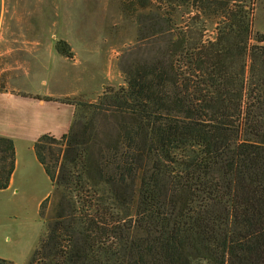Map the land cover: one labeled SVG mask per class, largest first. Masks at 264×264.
Here are the masks:
<instances>
[{
    "label": "trees",
    "instance_id": "1",
    "mask_svg": "<svg viewBox=\"0 0 264 264\" xmlns=\"http://www.w3.org/2000/svg\"><path fill=\"white\" fill-rule=\"evenodd\" d=\"M136 2L159 55L95 103L44 99L75 112L66 134L33 144L53 205L27 264H264V38L250 44V0ZM15 162L0 137V191Z\"/></svg>",
    "mask_w": 264,
    "mask_h": 264
},
{
    "label": "rangeland",
    "instance_id": "2",
    "mask_svg": "<svg viewBox=\"0 0 264 264\" xmlns=\"http://www.w3.org/2000/svg\"><path fill=\"white\" fill-rule=\"evenodd\" d=\"M250 7L253 45L264 38V0H250ZM141 12L136 0H0V93L36 104L37 110L26 116L29 130L50 128L56 134L50 135L60 138L55 117L46 115L43 120L41 114L49 107L54 111V106L66 111V134L74 107L38 103L46 98L95 103L105 91L126 87V74L135 64L159 55L164 42L142 29ZM214 27L207 26L204 40L214 38ZM59 41L68 45L70 57L56 51ZM9 99L13 101L0 102L2 109L22 103ZM19 115L24 118L22 112ZM20 129L15 120L0 122L3 135L14 136ZM14 143L13 184L0 191V260L27 264L52 215V186L35 158V142L15 138ZM47 197L49 204L41 218L40 204Z\"/></svg>",
    "mask_w": 264,
    "mask_h": 264
},
{
    "label": "crops",
    "instance_id": "3",
    "mask_svg": "<svg viewBox=\"0 0 264 264\" xmlns=\"http://www.w3.org/2000/svg\"><path fill=\"white\" fill-rule=\"evenodd\" d=\"M8 94L6 93H0V102L2 101L3 103L9 101L10 103L13 101V99H9V98H14L16 100H22V103L19 107L17 108H12L11 104H8V109L5 110V109H2L1 107L4 106V104H1L0 103V122L1 120H15L17 124H19L21 126L22 129H20L18 131V133L16 135H3L1 132H0V137H4V138H7V139H10L13 141L14 143V140L15 138H25L27 139L31 145L35 142V140L43 133H49L51 135H56L52 132V130L50 128H46V129H40L39 132H35L33 133V131L29 130L28 127H27V123L29 122L28 119L26 116L29 112H32V111H35L37 110V106L35 103H32L33 101H26V99L24 98H21V99H17L19 97L17 96H13V97H7ZM17 102V101H16ZM41 107L45 106L46 105V102H42V103H38ZM50 110L49 112L47 113H42L41 115L43 116V120H45V117L46 115L47 116H51L52 118L55 117V123H59V130L57 131V133L59 132L60 134H57V135H60L62 136L63 134H65L66 130L65 128H67V124H68V120H67V112L65 111V113H63L62 110H60L59 108L57 107H53L54 108V111H52L51 107H49ZM20 112H22L24 114V118L22 119L20 117ZM74 112H75V109L74 111H72L73 115H74ZM3 114V115H2ZM63 130V132H61ZM31 135V136H29ZM15 137V138H14ZM14 147H15V160H16V146H15V143H14ZM15 166H16V162H15ZM14 174V173H13ZM13 176L11 177V180H10V184H9V188L11 187V185L13 184Z\"/></svg>",
    "mask_w": 264,
    "mask_h": 264
}]
</instances>
